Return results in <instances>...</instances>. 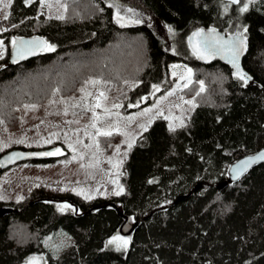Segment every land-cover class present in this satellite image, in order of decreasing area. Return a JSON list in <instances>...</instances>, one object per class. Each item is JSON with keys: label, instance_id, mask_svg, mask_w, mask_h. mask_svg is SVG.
I'll list each match as a JSON object with an SVG mask.
<instances>
[{"label": "trees", "instance_id": "16d2710c", "mask_svg": "<svg viewBox=\"0 0 264 264\" xmlns=\"http://www.w3.org/2000/svg\"><path fill=\"white\" fill-rule=\"evenodd\" d=\"M136 1L173 28L181 52L164 48L145 23L119 26L103 0H64L63 19L44 15L43 0H10L8 18L0 19L4 131L42 122L86 125L100 111L93 108L99 91L118 106L115 115L97 122L112 134L95 138L105 154H113L126 146L119 129L136 121L137 113L128 121L124 114L145 106L153 90L168 89L173 63L189 68L181 95L194 102L182 125L171 128L159 115L135 140L119 176L120 195L85 200L39 186L22 201H0V209L12 210L0 214V264H19L44 251V237L58 228L70 245L44 264H264V164L220 187L232 162L264 147V0H254L244 13L242 0L237 6L221 0ZM205 28L243 34L246 84L221 62L189 54V38ZM35 35L54 50L9 62L12 41ZM55 203L78 212L61 213ZM120 228L132 229L128 250L104 249Z\"/></svg>", "mask_w": 264, "mask_h": 264}, {"label": "rangeland", "instance_id": "374dc122", "mask_svg": "<svg viewBox=\"0 0 264 264\" xmlns=\"http://www.w3.org/2000/svg\"><path fill=\"white\" fill-rule=\"evenodd\" d=\"M103 1L105 5L112 9L113 18L119 26L145 23L156 32L164 48L173 53L181 52L174 41L173 28L150 15L136 0ZM245 3L250 4L249 0H242L240 7ZM9 4L10 0H0V19L7 15ZM110 5H118L119 7ZM41 11L48 17H61L64 13V0H59V2L58 0H43ZM118 17L121 18L119 23L117 22ZM136 20L140 22L135 23ZM169 29H171V32ZM191 38L190 47L187 48L189 54H193V45H195L200 50L198 56L204 58L198 36L193 37L192 35ZM0 41H2V44H0L1 58L4 56L6 48L2 38H0ZM173 65L178 67L174 68ZM169 78L171 85L165 92L160 93L153 90L151 100L145 106L137 111L124 114L123 118L128 121L131 117H134V113H137L135 115L136 121L119 129L126 146L113 154H105L96 143V129L92 127L93 121H95L93 113L90 121L85 123L86 125L42 122L13 132L0 129V154L13 148L42 149L51 147L56 143L62 146L57 158L48 162L25 161L1 170L0 201H22L34 188L39 186L57 191H68L85 200L117 195V193L120 195L123 192V187L120 184L119 176L123 172V163L129 145L132 146L156 116H162L167 120L169 127L175 128L182 125L188 114L193 110V100L181 95V89L188 84L190 79L189 68L181 63L170 64ZM100 93L99 91L94 92V110L97 102L101 104L97 115L103 117V119L115 115L117 110L111 104L112 102L108 98L100 96ZM146 99L142 100L141 103L146 102ZM188 101H192V103H187ZM105 108L109 110L107 113L104 112ZM125 124L126 122H123L121 125ZM58 205H68L69 207L61 210ZM55 206L61 213L67 211L78 212L69 203H55ZM113 237H121L122 239L114 240L111 244L108 243L113 240ZM124 239L128 240L127 244L123 243ZM68 245H70L69 235L63 229L58 228L44 237V251L29 255L19 264H26L30 257L38 258L36 264H44L48 257L56 256ZM129 246V238L117 233L106 240L104 249L125 253Z\"/></svg>", "mask_w": 264, "mask_h": 264}, {"label": "water", "instance_id": "95a60500", "mask_svg": "<svg viewBox=\"0 0 264 264\" xmlns=\"http://www.w3.org/2000/svg\"><path fill=\"white\" fill-rule=\"evenodd\" d=\"M221 1L229 3L233 6H237L239 4V3L232 4L231 0H221ZM209 30H210V28L203 29L202 30L203 35L198 36V42L200 43L201 47H202L201 42L205 38L214 39L216 36L223 37L224 40H229L230 38H235V35L234 36L233 35L232 36L226 35L222 31L217 30V29H215V33L210 34ZM34 39L45 41L42 37H39L37 35L29 36V37H26V36L18 37V38H16V40H17V46L16 47L17 48L20 47V44H19L20 40L32 41ZM24 47L27 48L29 46H24ZM30 47H32L34 54L29 55L26 52L25 58L21 59L18 56H16V48L13 47V43H12L10 50H9V62L14 63L13 62L14 57H15V60L17 63L24 62V61H27V60L32 59V58H36L45 51L47 44L46 45H32ZM203 52H204V58L206 60L219 61L222 64L228 66L234 73H236V68L230 62L232 59V53L230 51H228L226 49H221L220 51L216 52L215 54H212V52L204 51V49H203ZM245 53H246V41L244 40L243 50L241 51L240 55L238 57H236V63L238 64L239 69L241 70V72L243 74H245V73H244V69L242 66V59H243ZM262 151H264V147L257 150L255 153L242 156V157L238 158L237 160H235L234 162H232L227 168V178L222 184H220V187H223L225 184H231V183L237 182L248 171H250L254 166L264 164V160L255 159L251 164H249L246 167V170L243 168H237V165L240 163V161L247 160L250 157H256ZM44 152H46V151H44ZM47 152H49V151H47ZM29 160H31V152L30 151L20 149V148L10 149V150H8V151H6L0 155V170H4V169H6V168H8V167H10L16 163H21V162H25V161H29ZM11 212H12V210L7 209V208L0 209V214L11 213ZM131 231H132V229H130L128 232H122L121 228L119 229V233L121 235L126 236V237H129V235L131 234Z\"/></svg>", "mask_w": 264, "mask_h": 264}, {"label": "snow or ice", "instance_id": "6c2138e0", "mask_svg": "<svg viewBox=\"0 0 264 264\" xmlns=\"http://www.w3.org/2000/svg\"><path fill=\"white\" fill-rule=\"evenodd\" d=\"M27 3H30L31 0H26ZM59 2V0H58ZM254 2V0H249V3ZM232 4H237L240 3V0H231ZM110 6H116L119 7L118 5H110ZM248 3L243 4L242 7H240L239 11L241 13H244L246 11H248ZM65 9L67 8V5H64ZM7 15L5 16V19H7ZM60 19H63V17H58ZM120 17H118L117 22H120ZM135 23H139V20L134 21ZM123 26V25H122ZM247 29H245L246 31ZM169 31L171 32V29H169ZM209 33H215V29H210ZM202 30L194 32L193 33V37L196 36H202ZM191 41V37L189 38ZM244 37L242 33H237L235 38H230L229 40H224L223 37H219L216 36L214 39H209V38H205L204 40H202L201 44H202V48L204 49V51H210L212 52V54H215L216 52L220 51L221 49H226L228 51H230L232 53V59H231V63L233 64V66L236 68V73L235 75L241 79L242 81H244V83L246 84L249 77H247L245 74H243L241 72V70L239 69L238 64L236 63V57H238L241 53V51L243 50V45H244ZM13 43V47L16 48V56H18L19 58L23 59L25 58V53L27 52V54L31 55L34 54V51L32 49V45H46L47 42L46 41H42V40H38V39H34L32 41H24V40H20L19 44L20 47H16L17 46V40L14 39L12 41ZM0 44H2V41H0ZM24 46H29L27 48H25ZM48 50H54V47L51 45H47ZM193 54L194 55H199L200 54V50L193 45ZM200 58H203L202 56H200ZM13 62L15 63V57L13 59ZM173 67H178L177 65H173ZM190 71V70H189ZM91 83H98L97 81H91ZM156 86H154L155 88ZM158 90V89H157ZM201 90H203V87H201ZM81 91L83 92L84 90L81 89ZM89 95H91L89 93ZM103 93H100V96H103ZM169 95H171V93H169ZM187 103H192V101H188ZM35 107V106H33ZM101 104L99 102H97L95 104V108H100ZM114 107H118L117 105H114ZM109 110L107 108L104 109V112L107 113ZM93 116L95 118V121L92 124V127L96 129V135L97 136H110L112 133L110 131L104 130L101 127H97V122L102 121L103 117L97 115V113L95 111H93ZM174 130V129H173ZM50 142V141H49ZM69 147H71V145H69ZM131 147V145H129V148ZM60 154V149H56L55 152H46V153H41L40 155H58ZM255 159H261L264 160V151L260 152L256 157H250L247 160H243L240 161V163L237 165V168H243L246 170V167L251 164ZM151 182V181H150ZM117 195H119V193H117ZM59 208H61V210H63L64 208L69 207L68 205H58ZM121 237H113V240H110L108 243H112L114 240H121ZM123 243L127 244L128 240L124 239ZM38 258L36 257H30L29 260L26 262V264H36Z\"/></svg>", "mask_w": 264, "mask_h": 264}, {"label": "flooded vegetation", "instance_id": "af4514ba", "mask_svg": "<svg viewBox=\"0 0 264 264\" xmlns=\"http://www.w3.org/2000/svg\"><path fill=\"white\" fill-rule=\"evenodd\" d=\"M61 148V146L55 144L51 147L47 148H42V149H26L31 152L32 159H38V158H56L57 155H40L41 153H46L47 151L49 152H55L56 149ZM46 151V152H44Z\"/></svg>", "mask_w": 264, "mask_h": 264}, {"label": "bare ground", "instance_id": "6f19581e", "mask_svg": "<svg viewBox=\"0 0 264 264\" xmlns=\"http://www.w3.org/2000/svg\"><path fill=\"white\" fill-rule=\"evenodd\" d=\"M245 40V39H244Z\"/></svg>", "mask_w": 264, "mask_h": 264}]
</instances>
